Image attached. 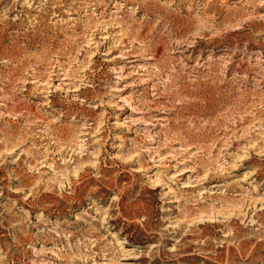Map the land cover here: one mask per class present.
Returning a JSON list of instances; mask_svg holds the SVG:
<instances>
[{
  "label": "rangeland",
  "instance_id": "374dc122",
  "mask_svg": "<svg viewBox=\"0 0 264 264\" xmlns=\"http://www.w3.org/2000/svg\"><path fill=\"white\" fill-rule=\"evenodd\" d=\"M255 215L264 0H0V264H264Z\"/></svg>",
  "mask_w": 264,
  "mask_h": 264
},
{
  "label": "bare ground",
  "instance_id": "6f19581e",
  "mask_svg": "<svg viewBox=\"0 0 264 264\" xmlns=\"http://www.w3.org/2000/svg\"><path fill=\"white\" fill-rule=\"evenodd\" d=\"M179 1V0H178ZM192 6V5H191ZM154 13V12H153ZM165 13V12H164ZM166 13H168V12H166ZM170 13H172V12H170ZM169 13V14H170ZM149 16V15H148ZM177 17V16H176ZM171 20V19H170ZM177 20V19H176ZM172 21V20H171ZM173 21H174V19H173ZM172 21V22H173ZM122 21H120L119 22V24L121 23ZM175 22V21H174ZM147 23V22H146ZM171 23V22H170ZM177 23V22H176ZM181 23V22H180ZM146 25V24H145ZM172 25V24H171ZM147 26H148V24H147ZM146 26V27H147ZM175 26V25H174ZM185 26V25H184ZM193 26V25H192ZM191 26V27H192ZM123 26H121V31L123 32V35L125 36L124 37V42L127 40V39H129L130 37H132L133 36V30L130 32V31H124L123 30ZM132 28V27H131ZM159 28V27H158ZM171 28V27H170ZM190 28V27H189ZM133 29V28H132ZM186 30V29H185ZM134 32H135V30H134ZM171 32V31H170ZM144 35V34H143ZM137 37L139 36V37H141L142 36V33L140 32V34H137L136 35ZM144 41V40H143ZM146 41V40H145ZM175 44V43H174ZM179 44V43H178ZM182 44V43H181ZM177 45V44H176ZM178 46V45H177ZM183 46L184 45H180L179 47L180 48H183ZM133 47V46H132ZM134 51V47H133V49H131V50H129L128 51V53L129 52H131V53H129L130 55L128 56V58L129 57H135V55L132 53ZM150 51H155V52H157V49L156 48H151V49H146L145 50V52H147L148 54L150 53ZM137 52H135V54H136ZM146 54V53H145ZM154 55V54H153ZM150 59V58H149ZM192 69V68H191ZM211 179H213V177H211ZM237 215L239 216V218H242V219H244L246 216H247V214H242L241 213V210L237 213ZM255 217H257L258 218V221H260V224H261V227L258 229L259 231H263V226H264V217H261V216H259V215H255ZM206 221H208V222H215L214 220H206ZM258 222H256V223H254V224H257ZM249 234L250 233H247V234H242L241 232H240V230H238V231H235L233 234H232V236L234 237V239L236 238V239H238V238H240V237H242L240 240H239V243H238V246H237V249L240 251V252H243L244 251V246H245V244L247 243V242H249L250 240H252V239H254V238H256V237H258V235H251V236H249ZM246 236H249V237H246ZM257 250L258 249H255V250H252V251H249V252H246V254H245V259H247V260H250V261H252L253 259V257H254V254L257 252ZM93 264H95V263H93Z\"/></svg>",
  "mask_w": 264,
  "mask_h": 264
}]
</instances>
